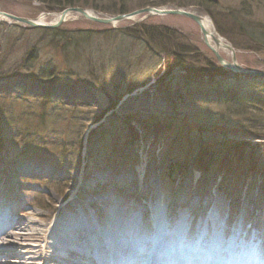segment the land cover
<instances>
[{"label": "rangeland", "instance_id": "obj_1", "mask_svg": "<svg viewBox=\"0 0 264 264\" xmlns=\"http://www.w3.org/2000/svg\"><path fill=\"white\" fill-rule=\"evenodd\" d=\"M191 2L195 0H0V11L29 19L46 13L58 15L67 8L115 16L105 11L123 4L129 13L147 7L200 10L214 25L211 16L197 5L178 6ZM206 5L227 32L228 38L220 36L235 49L238 64L264 72V0H207ZM141 17L115 28L131 26ZM144 21L176 33L172 37L175 48L186 54L191 73L175 68L165 74V55L152 43L130 39L126 46L129 71L117 80L107 76L103 84L88 83L87 75L75 73L72 64L55 57L62 53L53 51L50 37L0 22L3 201L46 215L41 222L51 223L72 197L74 204L83 202L85 211L92 214L88 202L102 204L101 199L109 196L136 204L138 220L148 226L153 221L150 197L157 194L163 201L167 227L172 228L177 217L187 216L193 237L214 206L224 208L227 212L220 224L232 229L236 220L248 221L249 235L256 238H244L242 243L247 246L253 241L254 252L264 254V111L253 112L255 119L246 124L220 103L234 97L262 102L264 81L229 78L231 71L218 63L192 20L169 15ZM45 23L54 22L49 17ZM60 28L102 31L113 27L78 15ZM110 39L109 34L100 37L99 49L100 44L93 48L82 44V58L106 60L108 54L112 56L117 42ZM34 46L39 49L38 58L28 71L25 62L31 53H37ZM220 54L231 60L223 50ZM48 66L56 67L57 75L44 81L38 71ZM213 66L221 72H213ZM133 87L118 100L123 91ZM98 116L101 119L96 121ZM29 167H44L49 172H22ZM86 168L99 179L86 185L70 179L79 178ZM141 172L153 174L154 182ZM188 197H192L190 206L183 202Z\"/></svg>", "mask_w": 264, "mask_h": 264}, {"label": "bare ground", "instance_id": "obj_2", "mask_svg": "<svg viewBox=\"0 0 264 264\" xmlns=\"http://www.w3.org/2000/svg\"><path fill=\"white\" fill-rule=\"evenodd\" d=\"M194 12L204 17L203 28L210 46L216 47L215 38L226 44L211 19L200 10ZM77 16L68 15L66 20ZM49 17L56 22L59 15ZM49 17L42 14L38 22L44 23ZM220 50L231 55L226 49ZM22 172L46 175L49 171L29 167ZM98 176L86 168L79 178L70 179L86 185ZM144 176L154 182L153 174L147 172ZM2 194L0 189V264H264V254L254 252L253 241L247 246L242 243L244 238H256L249 235L248 221L238 219L232 229L220 224L227 212L224 208L214 206L198 233L191 237L187 216L177 217L173 227H167L161 209L163 201L157 194L150 197L149 215L153 221L148 226L138 220L136 204L109 196L101 199L102 204L88 202L93 207L92 214L85 211L83 202L74 204L72 197L51 223H45L41 220L46 215L7 204ZM186 200L183 202L190 206L192 197Z\"/></svg>", "mask_w": 264, "mask_h": 264}, {"label": "trees", "instance_id": "obj_3", "mask_svg": "<svg viewBox=\"0 0 264 264\" xmlns=\"http://www.w3.org/2000/svg\"><path fill=\"white\" fill-rule=\"evenodd\" d=\"M207 0H195V2L191 3H179V7H190L193 5H197L198 7L204 9L212 18L214 21V25L216 27L217 32L225 37L228 38L226 33L222 27H220L216 20L213 12L208 7L209 5H206ZM214 5V4H211ZM69 6H72L69 4ZM121 7L112 8L111 10L105 11L108 14L111 15H121V14H128L130 10H128L126 7H124L123 4L120 5ZM35 32H41L50 37L52 48L54 52L62 53V55L57 54L55 55L56 58L62 57L63 60H67L71 65V67L76 68L77 72L80 71L83 75L88 76V83L97 81V84H103L105 83V78L107 76H110V78H113L117 80V78L123 76L126 74L128 69L129 62V56L128 52L126 50V46L128 43V40L131 39L138 42L139 44H143L144 42L148 45L149 43H152L158 48V51L160 54H164L166 57L164 67H165V74H171L172 71H174L175 68H179L182 71L190 72L188 69V62H186V54L184 51H179L175 47L177 44H175V39L172 37L175 36V32L164 28L163 26H149L147 23L140 22L137 24H132L131 26H124L120 28H110L108 30H102V31H93V30H72V31H64L63 29H55V30H47V29H30ZM23 31H26L23 30ZM111 35L110 40H115L117 42L116 47L113 49L112 56H108L109 58H105L106 60H101L100 58H94L91 57L89 61H85L86 59L82 58V54L79 51V48L82 44L87 46L88 48L96 47L97 44H100L97 46L99 49L101 46V40L100 37L103 35ZM137 43V44H138ZM35 50H37V53L33 55L31 53L29 57L27 58L26 62L29 64L25 69L28 71L30 68L34 65L33 63L37 60V54H38V47L34 46ZM33 50V51H35ZM30 58V56H32ZM31 60V61H30ZM31 63V64H30ZM31 65V67H30ZM24 69V70H25ZM57 68L48 66L46 68H42L38 71V76L42 80H50L53 77L57 75ZM79 69V70H78ZM212 71L215 73H220L221 71L214 67L211 68ZM74 73V74H75ZM191 73V72H190ZM213 73H208V75H212ZM77 75V74H76ZM95 83V82H94ZM115 83V87L119 89L118 85ZM134 90L133 88H130L126 91H123L119 97L118 100H120L123 96L126 94L131 93ZM223 106H225L226 110L231 114L234 115L237 118H241L242 121L251 123L255 117L253 115V112L262 113L264 111V101L262 102H256V101H247L240 98H223L220 102ZM115 107V104H113L111 107H109V110L113 109ZM101 119V116L96 117V121H99ZM245 124V125H246ZM244 125V124H242Z\"/></svg>", "mask_w": 264, "mask_h": 264}, {"label": "water", "instance_id": "obj_4", "mask_svg": "<svg viewBox=\"0 0 264 264\" xmlns=\"http://www.w3.org/2000/svg\"><path fill=\"white\" fill-rule=\"evenodd\" d=\"M46 15H48V17L53 16V14L51 13H46ZM58 15H59V18L56 22H54L53 24H47L45 22L44 23L38 22L39 17L34 18V19L22 18V17H17L9 13L0 11V21L5 18L6 21L10 20L9 21L10 24L18 25L20 27L31 28V29H57L67 21L66 18L68 15H79V18L83 20H88L91 22H95L98 24L111 26V27H116L117 24L128 21V20H133L138 16H142L141 20L147 19L152 16H169V15L181 16V17L192 20L198 25L200 32L202 33L204 37L203 41L205 45L214 54L216 60L222 66V68L228 71H231L234 75L242 76L245 78H252V79L256 78V79L264 80V72L248 70L238 64L236 51L229 43L225 42L226 44L223 45L220 39L215 38L214 43L216 47L214 48L210 46L207 40V34L203 28L204 17L200 14H197L194 11L184 10V9H167V8L147 7V8L137 10V11H134L128 14H121V15H116V16H99L95 12L90 11L85 8H67L63 10L61 13H59ZM221 48L230 51L231 53L230 61H227L222 57V55L220 54Z\"/></svg>", "mask_w": 264, "mask_h": 264}]
</instances>
